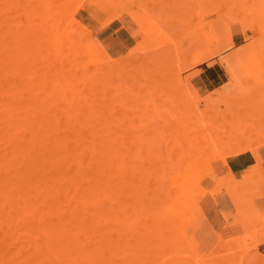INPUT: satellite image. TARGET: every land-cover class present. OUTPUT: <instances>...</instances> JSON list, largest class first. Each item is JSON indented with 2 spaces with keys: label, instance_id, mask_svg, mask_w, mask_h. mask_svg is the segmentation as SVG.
I'll return each instance as SVG.
<instances>
[{
  "label": "rangeland",
  "instance_id": "374dc122",
  "mask_svg": "<svg viewBox=\"0 0 264 264\" xmlns=\"http://www.w3.org/2000/svg\"><path fill=\"white\" fill-rule=\"evenodd\" d=\"M40 8L41 10H44L43 14H40L38 12ZM32 9L34 10L33 15ZM35 9H37V12ZM29 10H31V13ZM232 14L235 17L234 19H232ZM247 14L248 16H246ZM34 16H36V20H34ZM259 16L261 17L259 18ZM262 16H264V0H0V42L3 41L4 48L6 47L7 49L9 44H6V40H8V42L11 44L10 37H12V42L13 39H15L14 48L13 46L11 47L14 42L8 48L9 50L7 49L6 51H4V49L0 48L1 55L6 53L4 56L0 55V152H5L9 149L7 152L9 154H12V149H14L16 153H18L17 155L15 153V155L17 156L16 160L11 157L14 156V153L10 155L11 161L9 159L7 160L5 156L7 154V157H9L8 153L5 152L3 153L4 155L0 153V163H2V165L0 164V180L2 178L0 187H2L3 184V189L1 191H3L4 194L2 193L1 195L2 198L5 199L4 201L0 199V204L3 203V206L7 204V208L3 210L5 212L1 211V207L3 208V206L0 205V214L2 215V217L0 216V224L1 221H3V217H15L14 219H12L13 217H10V220L4 219L5 222L2 223L3 225L1 224L2 226H4V224H8L10 225V227L14 225V227H12L14 229L15 237L12 234V227L9 228L8 234L5 235V233L7 232L6 230L9 227L7 225L8 227L4 229L1 228L2 226L0 227V232H2V234L0 233V238L6 237L7 239L5 240L11 241L12 243L15 238L20 239V241L22 240V242L17 240L15 242L14 240V244H16L15 246H18L15 247L12 244V246H14V248L12 249L16 250L18 248L20 250H23L27 247L26 250H24V253L20 250V252H16L15 250L11 251V249H8V247L11 245V242L5 241L3 238L5 244L7 245H5L2 240H0V248H3L0 249V254L2 253V255H0V258L3 257L2 259H0V264H8L9 261H12L11 263L9 262V264H17L20 263L19 260L22 259H25V261H22L23 263L21 264H31L34 261H31V263L26 261H30V258L34 259L35 257L36 259H34L35 262L33 264H37V261L38 264H41V262L42 264L46 263V257L45 259L41 258L46 254L40 257L39 255H42L43 252L42 254L36 253L40 249V247L36 245L39 242L37 239L38 237H35L37 235V232L39 231L37 226L40 225L41 228V226H43L41 223L44 224V222L39 223L41 220L38 221V215H40L41 217V214H43L45 211L47 212L49 209V215H46V218L43 217L44 219H41L43 221H45V219H47L48 221H52L51 224L55 223V221L57 220L56 223L58 222L59 226H61V222H64L63 220L67 218L69 219V217L71 218L72 216L70 215H73L71 213L76 210V207L75 209L73 207L74 204L76 205L75 201L77 202V199L75 201H71L72 199L70 200L68 197V200H70L72 204L71 207L73 206L72 208L74 210L70 206H66L69 203L64 204V202L62 201V204L61 199L58 200L62 192L59 194L57 193L58 190L56 191V189L60 187V184L58 187V183H55L53 190L54 182L52 183V177L54 178V180H60V174L61 182L62 179L64 180V178H68L66 182L64 181L65 186L61 184L63 188L60 187L64 192H68V188H71L72 182V188L76 189L77 191L78 187L80 193V189H82L81 186H85V183L87 185L88 181V186H85L83 188H87L89 190V193H91L90 203L88 202L90 204V207L87 204V207L90 210L88 212V209H86L85 206H83L84 208H82V205L80 206L81 208L79 207V205L76 206L83 211H85L86 209V212L89 214H87L86 217L90 219V224L86 225L90 226V233L86 231L88 229L86 226H82L86 231L85 232L83 230V232H85L84 234L88 233L87 235L89 236V239H85L87 238V235L83 236L82 234L81 236V233L79 232L80 234L78 236H81V238L78 237L80 238L78 240L76 237V242L79 241L80 246H88L87 244H89L91 245L92 250L95 249V251L97 248H99L96 251V253L98 254V264H264V40H262L261 38L264 37V26H261V22L264 17ZM242 18L243 20H241ZM247 18L252 19L249 25ZM256 18L259 19L260 23ZM245 22L248 26L244 25ZM35 23L36 25L38 24L37 27H35ZM12 24L14 25V27H11ZM20 24L23 28L20 27ZM43 25L48 26V28H50L49 31L51 30V33H54L53 37L55 35L56 37H54V39L56 40L53 43L59 47H56V45L50 42L51 35H48V30V33L45 30V33L42 32L41 34V31L44 30L42 29ZM15 27L21 28H18V31L25 34H20V37H15L16 35H13L14 32L17 31ZM32 28L33 32H30ZM39 28L41 30L40 32ZM28 29L29 33L27 32L26 39L25 35ZM34 29L38 31L37 36L36 31L34 32ZM80 32H82L83 34H80ZM10 33H12V36L10 35ZM2 34H4V39L2 37ZM7 34L10 35V37L7 36ZM33 34H35L34 38ZM77 34H80V38H78ZM60 36H62L63 39L69 38V40L71 41L75 40L74 44L70 41L71 46L73 45L71 49L67 41H64V43L66 42L65 45L63 44L64 46L59 45L61 40L58 41L57 38L59 39ZM43 37L45 39L46 45L48 44L47 46L45 45L44 40H40L41 38L43 39ZM17 38L19 39L18 41ZM258 38L260 40V43L257 44L256 41H259L257 40ZM76 39H79V41ZM154 39L156 44H154ZM21 40L23 42H21ZM48 40L50 41L48 42ZM150 40L153 42H151ZM19 41L20 44H17ZM41 41L43 44L41 43ZM56 41L58 42L56 43ZM76 41L78 43V49L81 47V44L85 43L82 45L84 46L82 47V50L81 48L79 49V52L77 49H73L75 44L77 46ZM147 42H149L148 45L150 46V48L149 46L146 48ZM167 43L169 44V46ZM40 44L41 48L44 47V51L42 50L40 52ZM163 44L167 48L163 46ZM28 45L31 50L29 49ZM52 45L54 46V48L56 47V49H54V51L52 49L48 50L47 47L49 48V46ZM94 46H96L97 48ZM160 46L168 50V54H165L166 50L164 49L163 52V48H160V51H162L160 52V54H165V57H167V60L169 59V61H166L165 64L163 62V66L160 61L161 59L163 60L164 57L163 55H161V57L163 58L156 62L157 65L156 63H154L155 60L151 59L152 63L150 66V62H148L150 60V57L147 60L148 57L146 56H151L153 54L152 56L154 57V51H157V48L159 49ZM33 47L35 49H33ZM101 47L103 48V50ZM95 48L97 50L99 49L98 51H103L102 53L104 54L101 55L102 57H104V59H100L101 55L99 53H101V51L97 52ZM18 49H20V52L23 49V53L21 52L23 54V57L21 56L22 58L19 56L20 52L18 53ZM24 49H26V52H24ZM60 49L64 51H61ZM13 50H15V52H13ZM37 50H39L38 53ZM73 50L81 54H74ZM7 51L9 53H7ZM31 51L35 52L38 55V59L40 58L39 60L36 59L38 62L32 61L34 57L28 60V58H31L32 54H34ZM49 51L50 53L52 52V57L53 52H58V55L56 56L55 53L54 56L55 69L53 65L54 63L51 62L53 58L50 57V55H48L47 57V53L49 54ZM11 52H13V58H11ZM30 52L31 54H29ZM71 52H73L74 55ZM86 52L89 57L85 56ZM95 52L97 54H95ZM25 53H28L27 57H25ZM45 54L46 56H44ZM68 54H70V56H73L68 57ZM98 54L99 57H97ZM75 55L80 56L77 58L79 61L81 60L82 63L85 60V62L88 63L89 67L87 68L86 63L83 64V66L85 67H82V63H80L81 65L76 66L77 62H74V60L77 61V58ZM15 56H17L18 58L20 57L23 62L19 61V59L16 62L17 59L15 60ZM59 56L60 58L66 56L64 59L65 63L63 62V60L58 58ZM157 57L159 58V56ZM25 59L27 61H24ZM56 59H58L60 62L62 61L61 65L60 63H56ZM47 60L48 62H46ZM101 60L102 62H105V64L103 63L102 66V68L104 69L101 68L102 70L100 71L102 72V74L103 71H105V83L103 82L102 74L100 75L99 68L98 73L95 76H100L101 78H94V84L92 85H89L90 83H88V87H91V90H89V88L87 89V84L84 88L82 83L85 81V79H82L83 76H85L86 81L89 82V76H93L96 73V67H99L97 62L102 63ZM165 60L166 59H164V61ZM12 61H14V65H12ZM49 61L51 62V64ZM67 61H69L70 63L68 64ZM17 63L19 64L20 68L22 66L21 69L18 67ZM25 63L26 65L28 64L27 68ZM72 63H74V67L76 66L80 68H78L79 71L78 69L76 70L77 73L74 70L76 69V67L72 68ZM90 63L92 64V66L90 65ZM147 63L150 67L147 66ZM153 63L155 64V68L151 69V67L154 66ZM29 64L33 65V67H29ZM47 64H49V67L53 66V69L49 70ZM63 64H65L66 67L62 66ZM158 65L159 68L157 67ZM44 67L45 69L43 70ZM161 67L162 70L160 71ZM82 68L83 70H81ZM84 68H87L85 69L87 72L84 70ZM19 69L21 71H19ZM35 69H38L39 73L35 72L37 71ZM55 70H57L59 73L61 71V74H66V72L68 73L70 71H74L73 73H71V76L73 74V77H77V75L81 76V78L77 77L75 78V80H73V77L72 79L71 77H68L70 73L68 76L64 75L65 79H70V81L73 80L72 83H77L78 88L75 83V85H72L75 86V90H77V93L81 92L80 94L78 93V96L80 98L75 95L76 91H74V88L72 91H70L69 89L67 92L63 90V93L65 94L66 92L69 98L67 95L56 93L57 88L55 89L56 94L54 95V92L52 93L53 86H55L54 84L56 82H59L57 78L60 77H57V75L55 76V72L53 74L54 76H52L51 72ZM40 72L41 75H43L42 82L40 79ZM151 73L153 76L151 75ZM56 74L58 73L56 72ZM162 74H164L165 79L162 77ZM29 75L31 77L33 76V80ZM50 75L52 77H49ZM50 78L51 82L52 80L54 81V84L52 83V88L50 85L51 82H45V80L50 81ZM65 79L62 82L65 83ZM81 79L82 83H78ZM68 81L69 80H67L66 83ZM62 82L60 86L64 85V83L62 84ZM24 83L26 85H24ZM29 83L31 85H29ZM39 84L40 88H43L42 92L44 91L46 92V94L44 92V94L41 93V91L39 92L40 88L37 89V87H39ZM44 84L46 86H44ZM47 84L51 89L49 88L48 90ZM94 85L97 86L95 87L97 88L96 90L95 88H92ZM68 88L71 87L69 86L66 89ZM30 90L31 93L29 95V99L28 97L27 99L31 102H28L26 99V94L29 93ZM82 90L85 91L83 92ZM93 90L95 94L91 95V92ZM73 91L75 92V94L73 93ZM18 92H20V94H18V96L20 95V98L17 97ZM37 92L43 95L40 96ZM86 92H88L89 94ZM36 93L38 95L37 97ZM50 93L52 94L51 97L53 95L54 97L50 98ZM31 94L32 97H30ZM72 94H74V97ZM81 94H83L82 100H80L82 98ZM21 95L24 98V101L28 102V105L27 103H24ZM84 95H86L87 99L84 97ZM61 96H63V98L67 96L69 100L67 98H64V100L62 98L61 100ZM76 97L78 98L77 100H75ZM225 97L227 99H225ZM30 98H32L33 101L30 100ZM97 98L98 104L97 102H95ZM16 99L21 100V102L15 101ZM73 99L75 100V102L73 101ZM85 99L86 101L88 100L87 108H92L87 110L89 113V118L87 117L85 108L87 104L84 102L83 108L85 109V112L84 109L81 110L79 108V105L82 108L83 101H85ZM91 99H93L94 102L93 100L91 101ZM214 99L218 100L216 101ZM47 100H50V102H47L45 106L44 103ZM60 100L65 104L61 105ZM210 100L214 101V103L216 101V103L212 105L213 102L211 103ZM71 101H73L75 105L73 103H70ZM80 101L82 102L80 103ZM15 102H18V107L16 110L15 106H17V104L15 105ZM34 102L36 103L35 106H33ZM54 103L55 105H53ZM94 103L96 104L97 108L93 107ZM10 104H13V107ZM23 104L24 108L27 106L26 109H28V106L33 107L29 108L28 111H25L26 109L24 110V108L18 109L19 107H21V105L23 106ZM39 105L41 107H44V109L39 110ZM48 106H50V112L47 111L49 109ZM7 107L12 111H9ZM56 107H59L60 111L63 110L62 113L56 110ZM73 107L78 108V110L75 109L74 112ZM35 108L38 110L37 112H39V114H37ZM68 108H72L73 111L70 110L66 113L65 111H67ZM89 110H91V112H89ZM23 111L25 112V115L23 114ZM57 111V115H61V118L57 117V119H59L58 121L54 118L53 121L52 118H49V116L51 117L52 115L55 117ZM63 112L64 116L65 114L68 115L69 113H75L76 117L77 114H79L77 119L78 121L76 122L83 125L82 135L85 134L84 139L86 138V135L89 134V136L87 135V140L89 141L90 137L91 144L88 143V157L90 158L92 173L89 168L87 169V167H90L89 163L87 167V164H84L85 162L89 161L88 159L85 160V162L83 163L84 165L82 164V166L80 162V167L78 168L79 160L74 159L77 157L75 156L73 157V159L70 158V156L73 155L74 152L72 148H69V146L71 147L73 143H75L78 139L81 146L79 145V143H77V146L79 145V147L81 148L87 143H84L81 140L83 139L80 132L81 128L76 129L77 127H79L77 123L76 128L75 123L72 124V127L70 123V126L68 125L70 127L69 129H67L68 131L62 132L63 129L67 127V121L63 120L62 118ZM79 112H81L82 114H80ZM34 113L36 117L31 116V114L33 115ZM41 113L43 115L40 118ZM45 113L48 117L45 116ZM85 113L86 116H84ZM37 116L39 117L37 118ZM33 118L34 120L32 121ZM35 118H40L41 121L38 122L36 119V122H34ZM87 118L90 119V124H88ZM21 119L23 121H21ZM49 119H51L56 124L58 123V126L61 123L62 131H60V127L57 128L56 125L54 127L55 129L53 127L49 128L48 124H46L47 127H45V125L43 126V120ZM85 119L87 120V122ZM25 120L26 122L28 120V124L24 123ZM30 120L31 122L29 123ZM131 120L133 124L131 123ZM144 121H146L147 123H145ZM37 122L39 124L42 122V124L39 125ZM46 123H49V121H46ZM145 124H148L150 128ZM27 125H29L30 128L34 126V128L31 129L32 132L28 131L30 129L26 128ZM141 125L143 126L141 127ZM14 127H16L17 129ZM40 127H42V130H40ZM80 127L82 126L80 125ZM72 128L73 130H71ZM23 129H27V134ZM53 129L55 130L56 135L53 134ZM112 129L113 134L111 132ZM22 130L26 134V137L23 136ZM88 130L90 131L88 132ZM17 131L20 133H18ZM72 131H74L73 137L75 138L71 136ZM48 132L50 133L47 134ZM63 133L64 137H66L68 134H71L70 141H73V143L72 141L71 143L68 142L67 139H69L70 136L69 138L66 137V139H64V142L66 140L68 144H70L69 146H67L68 149H70L68 150L70 153L68 152L67 155L66 145L64 144L63 146L61 142L59 143V141H62V139L60 140L58 136L63 138ZM109 133H111V135L113 136L109 135ZM44 134L47 138L43 136ZM76 134L78 138H76ZM47 135H54L53 137L49 136V139L51 141L48 140ZM10 136L12 137L11 141L9 138ZM14 137L20 140L17 142H20V146L19 144L17 145L16 142H13L15 140ZM54 137L59 138L55 139L58 142H53ZM174 137L176 140L173 139ZM177 137L188 138V140H184L183 138L184 141L187 140L186 145L188 144V147H184L185 142H183L182 139H178ZM8 139L10 142H6ZM17 139L15 141H17ZM22 139L23 141L21 143ZM4 141L6 144L4 143ZM25 141L27 142V144ZM45 141H47V143L49 142V144H45ZM171 141L172 144H170ZM189 141H191L192 143ZM35 142L41 148H38ZM9 143H11V145H9ZM41 143H43L44 145ZM82 143H84V145ZM195 143H198L197 147L195 146ZM21 144L23 146H21ZM56 144L57 146L58 144L59 146L62 145L63 149L61 146V149L59 148L62 151V153H60L62 156L64 155L63 153H65L66 156L71 154L66 158L68 164L64 163L65 168L63 167L64 165L60 164L64 168L61 169V172L60 168H58V170L56 169L59 165L57 164V162L60 161L58 159L56 161L55 159L56 164H54V158L52 161H50L49 158L51 156L48 157V154L50 152L49 148L54 149V145ZM24 145H27L26 148H28V150H25L23 152V150L25 149ZM97 145L100 146V149ZM172 145L174 149L172 148ZM192 145L193 148L198 152L190 148L192 147ZM96 146L98 148H96ZM33 147L35 151L33 150ZM175 147H177V149H175ZM181 147L184 150L186 148L185 152L183 149H181ZM20 148L21 150L23 148V150L21 151ZM56 148L58 150V147ZM230 148H232L234 152H231ZM187 149L189 150V152L187 151ZM227 150H229L228 153ZM47 151L48 154H46ZM59 151H57V153H59ZM175 151L178 153H176ZM194 151L196 152L195 154ZM216 151L219 152V156L218 154H216ZM20 152L22 154L24 153L23 158L25 159V161H23L24 159L22 160ZM26 152H28V155L26 154ZM105 152L107 153L108 157L106 156ZM190 152H193L192 156ZM244 153L253 155V162L246 166L242 171L234 172L228 165V159L232 156ZM42 154H45V157H43ZM103 154H105L104 157ZM214 154H216V157ZM30 155L32 161L30 159ZM34 155L36 158L33 157ZM39 155L42 156L40 157ZM2 156H5L7 164L10 163L11 165V162L13 160V163L16 162V167L13 163V168L12 165L10 167L13 171L9 170L10 168H7V164H5L6 160H2ZM16 156L14 157L16 158ZM25 156L27 157V159L25 158ZM99 156H101L100 159ZM111 156H113V158ZM184 156H186L187 160H184L183 163L182 160ZM187 156H190V158ZM42 157L43 161L41 160ZM69 158V161L71 162L68 161ZM39 160H41V164L39 163ZM48 160L51 164L47 167ZM150 160L152 161V163ZM30 161L33 163V168ZM73 161L74 164L72 165ZM43 162L44 164L42 165ZM176 162L177 164L180 163V166H177V164L174 165ZM3 163L6 167L3 165ZM35 165L37 166L35 167ZM41 165L47 167H44L46 170H54L53 168H55L56 171L54 170L53 175L49 173L51 177H49L48 173H46V175L48 176L43 177L42 171H39ZM174 166H177L178 169H175ZM171 167L174 168L175 171L174 169L171 170ZM4 168L7 169L5 170ZM23 168L24 172L22 170ZM36 168H38L40 174ZM67 168L70 169L67 170ZM15 169L16 171H14ZM17 169H20L22 174H25L22 175L20 171L18 174ZM32 169H34L35 172L32 171ZM75 170L76 172L81 171L83 175L78 182H81L82 184L80 185V187L78 183L74 182L71 177L76 173L74 172ZM26 171L28 174L29 172L31 174L28 175ZM36 171L38 173H36ZM7 172H14V176H12L11 173L9 177ZM33 172L35 174L36 180H38L37 184L41 179L40 182L42 181L45 187L51 188V191H48V195L46 192L47 190L44 191V196L42 195L41 191L45 188L42 184L39 185L40 189L37 186L39 192L37 191V184L34 175L32 174ZM54 173L57 178L56 176H54ZM64 173H66L67 177L63 176L65 175ZM68 173L70 174L68 175ZM26 175L31 179H26ZM9 178L12 179L9 180ZM48 178H51V184L49 183ZM89 179L91 181L90 185ZM12 181H14V183H12ZM29 181L31 184L29 183ZM66 184L68 185L66 186ZM12 185H14L17 189L12 188ZM18 185L22 186V189ZM28 185H30L31 187ZM28 187H30L29 191H26ZM71 189L69 190V193H66L69 194V196L70 193L73 192L72 190H74ZM17 190L19 192H15ZM52 190L54 191V193ZM50 192L51 196H49ZM15 193L16 196L14 195ZM38 193H40L41 195L39 196ZM55 193H57V195H55L54 198ZM17 196L20 200V204ZM42 196L44 201L46 200L47 203L44 202L43 199H41ZM37 197H39V200ZM73 197L76 196L73 194ZM154 197H156L157 199ZM6 200L7 203L5 204ZM12 200L18 203H13ZM68 200L65 201L64 199L65 202H68ZM35 201L40 202L39 204L37 203L38 205H41V203L43 202L45 205L42 204L44 205L42 207L44 208V210L40 208L41 210H43V213L40 210L39 213H37V219L33 217L35 220H32V217L30 218L28 217L29 215L27 216L28 213L21 214L20 211L22 209L19 206L22 205L24 208L26 207L25 209H27V207L28 209H30L29 207L31 206L29 204ZM60 203L64 206L60 205ZM16 204H19V206H17ZM37 204L35 203L34 205L38 208L39 206H37ZM49 204L53 205L50 207ZM34 205L32 204V207ZM153 205L157 209L154 208L152 209V211L150 208H153ZM56 206L58 207V212ZM36 207L33 208L35 209V211ZM52 207L54 208L51 209ZM64 207H67V209H65ZM148 207H150L149 210ZM9 208H11L10 210L13 211L11 212V215H9ZM16 208H18L20 211H18V209L17 211H15ZM24 208L23 210L25 212ZM55 208L57 213L54 211ZM68 208L70 209V211H73H68V213L67 211H65L69 210ZM6 209L9 211V214L7 213ZM155 209L158 212H154ZM30 211L28 210L26 212ZM61 211H65L66 213L64 212L63 214ZM51 212H53L52 214L54 216L51 214ZM152 212H154L155 214H151ZM159 212L162 215H157ZM14 213L18 215L20 213V215L16 216ZM32 213L30 214V216H33ZM54 213L58 215L60 214V217L63 216V220L62 218L58 217L61 219L60 222V219L58 220L57 218L58 215ZM149 214L151 217L149 216ZM23 215L26 216V226L31 225L32 227L33 225V230H38L36 231V233L33 230L31 231L29 226L25 228V226L23 225L25 223L24 220V223L22 224V219H24ZM51 216L55 221L51 220ZM27 217L30 220L27 219ZM147 217L148 220L146 219ZM159 217L160 219L158 220ZM15 219L16 221H14ZM153 220L155 221V223ZM9 221L12 222L10 223ZM151 221L153 222L151 223ZM28 222H30L31 224H28ZM34 223L36 225H34ZM49 224V222L47 223V221H45V225ZM58 224H56L57 227ZM75 225L77 224L75 223ZM82 227L81 230L83 229ZM27 228H29V230ZM43 228H46V226H44ZM59 228L61 229L62 226ZM151 229L153 230V232ZM21 230H23L25 234L29 233V236L27 237L22 235L23 233L21 234V232L23 231ZM99 232H105L107 234L106 238L108 237V240L111 239L112 241L110 242L112 243L109 242L108 246L100 245V237L98 236ZM41 233L42 231L40 232V238L42 239L39 238V240H41V244L40 242L38 244L46 246L47 243H45L46 241L43 240L44 234ZM105 233H103V235H105ZM83 237L84 240H82ZM27 238H29V240ZM23 240H26V242H23ZM42 240L44 241V243L42 242ZM88 240H90V243L87 242ZM104 240H102V242ZM28 241H30V244L31 242L33 243L30 245L28 244ZM83 241H86L87 243H82ZM24 243L26 244L25 246ZM21 244L24 247H21ZM27 244L30 245V248L32 246V249H30V251L35 250L33 248L34 245L35 247L37 246V251L30 252L29 250H27L29 247L27 246ZM3 246L8 247L5 249ZM73 247L74 246H72V248ZM100 249H102V251ZM3 250H5V253H3ZM40 260L41 262H39Z\"/></svg>",
  "mask_w": 264,
  "mask_h": 264
},
{
  "label": "bare ground",
  "instance_id": "6f19581e",
  "mask_svg": "<svg viewBox=\"0 0 264 264\" xmlns=\"http://www.w3.org/2000/svg\"><path fill=\"white\" fill-rule=\"evenodd\" d=\"M36 8H37V7H36ZM37 9H38V8H37ZM37 9H35L36 12H37ZM20 10H21V9H20ZM25 10H26V9H25ZM25 10H24V11H25ZM32 10H33V9H32ZM29 11H30V13H31V10H29ZM38 12H39L40 14H43L44 10H43V9L41 10V8H40V10H38ZM26 13H27V12H26ZM30 13H29V14H30ZM39 13H38V14H39ZM29 14H28V15H29ZM33 14H34V10H33V12H32V15H33ZM108 14H109V13H108ZM240 14H242V13H240ZM245 14H246V13H245ZM26 15H27V14H26ZM36 15H37V14H36ZM232 15H233V14H232ZM29 16H30V15H29ZM235 16H236V15H235ZM246 16H248V14H247ZM32 17H33V16H32ZM35 17H36V16H34V20H36ZM241 17H242V16H241ZM243 17H244V16H243ZM249 17H250V16H249ZM260 17H261V16H259V18H260ZM262 17H264V16H262ZM20 18H22V17H20ZM26 18H27V17H26ZM230 18H231V17H230ZM230 18H229V19H230ZM234 18H235V17H234V15H233L232 19H234ZM257 18H258V17H257ZM257 18H256V19H257ZM28 19H29V18H28ZM236 19H237V18H236ZM26 20H27V19H26ZM241 20H243V18H242ZM241 20H240V21H241ZM244 20H245V18H244ZM251 20H252V19L247 18L248 25H249V23L251 22ZM253 20H254V19H253ZM257 20H258V22H259V19H257ZM29 21H30V20H29ZM247 21H246V22H247ZM260 21H261V20H260ZM243 22H244V21H243ZM243 22H242V23H243ZM246 22H245L244 25H245V26H248V25H246ZM33 23H34V22H33ZM259 23H260V22H259ZM29 24H30V23H29ZM29 24H28V25H29ZM102 24H103V23H102ZM251 24H252V23H251ZM26 25H27V24H26ZM35 25H36V23H35ZM40 25H41V24H40ZM244 25H243V27H244ZM12 26L14 27L13 24L11 25V27H12ZM15 26H16V25H15ZM37 26H38V24H37L35 27H37ZM261 26H264V19H262ZM20 27H22L21 24H20ZM31 27H32V26H31ZM33 27H34V26H33ZM40 27H42V26H40ZM18 28H19V27H18ZM18 28L15 27V29H16L17 31L14 29V30L16 31V32H14V34H13V35H16L15 37H18L20 34H21V35H22V34H25V33H20V31H18V30L21 29V28H19V29H18ZM22 28H23V27H22ZM29 28H30V27H29ZM42 29H44V30L41 31L40 28H39V32L41 31V34H42V32L45 33V30H46V31H47V30L49 31L50 28H48V26H44V25H43V28H42ZM1 30H2V29H1ZM86 30H87V29H86ZM31 31L33 32V28L30 30V32H31ZM35 31H36V36H37V35H38V31H37L36 29H34V32H35ZM48 31H47V33H48ZM88 31H89V30H88ZM161 31H162V30H161ZM165 31H166V30H165ZM7 32H9V31H7ZM10 32H11V31H10ZM22 32H23V31H22ZM24 32H25V31H24ZM27 32L29 33V29H28V31H26V35H25V37L27 36ZM12 33H13V31H12ZM12 33H10L11 36H12ZM81 33H82V32H80V34H81ZM132 33H133V32H132ZM155 33H156V32H155ZM165 33H166V32H165ZM5 34H6V30H5ZM41 34H40V35H41ZM53 34H54V33H51V30H50L48 35H49V36L51 35V37H50V38H51V41L48 40V42H49V41H50L51 43L55 42L56 39H54V37H56V36L54 35V37H53ZM58 34H59V33H58ZM61 34H62V33H61ZM80 34H77L78 38H80ZM82 34H83V33H82ZM133 34H134V33H133ZM10 35L7 34V36H9V37H10ZM28 35H29V34H28ZM59 35H60V34H59ZM59 35H58V36H59ZM3 36H4V34H2V37H3ZM34 36H35V34H33V38H34ZM43 36H44V35H43ZM58 36H57V37H58ZM81 36H82V35H81ZM148 36H149V35H148ZM152 36H153V35H152ZM0 37H1V34H0ZM19 37H20V36H19ZM22 37H23V36H22ZM25 37H24V38H25ZM40 37H41V36H40ZM46 37H47V35H46ZM10 38H11V40H10V41H11V44H13V42H14L15 39H13V42H12V37H10ZM48 38H49V37H48ZM60 38H61V39H60ZM60 38H59V39L57 38L58 41L61 40V42H60L59 45L64 46V45L66 44V42L64 43V41H67V42L69 43V45H70V49L72 48L73 45L71 46V43H70L71 40H69V38H65L66 40L63 39L62 36H60ZM148 38H149V37H148ZM163 38H164V37H163ZM261 38H262V40H264V37H261ZM3 39H4V37H3ZM26 39H27V37H26ZM28 39H29V38H28ZM39 39H40V38H39ZM67 39H68V40H67ZM165 39H166V38H165ZM18 40H19V39L17 38V41H18ZM40 40H42V41L44 40V43H45V39H44V37H43V39L41 38ZM76 40L79 41V39H76ZM257 40H259V38H258ZM25 41H26V40H25ZM42 41H41V43H42ZM58 41H56V43H57ZM62 41H63V42H62ZM150 41H151V40H150ZM150 41H149V42H150ZM202 41H203V40H202ZM207 41H208V40H207ZM21 42H23V41L21 40ZM34 42H35V41H34ZM71 42H73V44H74V43H75V40H72ZM149 42H147V46H146V48L149 46V45H148ZM151 42H153V41H151ZM1 43H2V44H1ZM4 43H5V42H4ZM7 43L9 44V46L7 47V49H8V48L10 47L11 44L8 42V40H6V44H7ZM38 43H39V42H38ZM76 43H77V41H76ZM256 43H257V44L260 43V40H259V41H256ZM0 44H1L0 48H1V49H4V51H6L7 49H6V47L4 48L3 41H1ZM6 44H5V45H6ZM17 44H20V41H19ZM42 44H43V43H42ZM53 44H54V43H53ZM63 44H64V45H63ZM80 44H81V42H80ZM83 44H85V43H83ZM83 44H81V47H80L81 50H82V47H84V46H82ZM152 44H153V43H152ZM152 44H151V45H152ZM154 44H156V43H155V39H154ZM165 44H166V43H165ZM167 44H168V43H167ZM14 45H15V42H14L13 45H11V47L13 46V48H14ZM45 45H46V43H45ZM47 45H48V44H47ZM47 45H46V46H47ZM49 45H50V44H49ZM54 45H56V44H54ZM197 45H198V44H197ZM42 46H43V45H42ZM46 46H45V47H46ZM52 46H53V45H52ZM52 46H49V48L47 47V49H48V50H49V49H50V50L52 49V50L54 51V49H56V47H59V46L56 45L55 48H54V46H53V48H52ZM163 46H165V45L163 44ZM168 46H169V44H168ZM28 47H29V45H28ZM34 47H35V46H34ZM34 47H33V49H35ZM74 47H75V48H74ZM74 47H73V49H77L78 52H79V49H80V48L78 49V43H77V46H76V44H75ZM85 47H86V46H85ZM94 47H96V46H94ZM165 47H166V46H165ZM36 48H37V47H36ZM39 48L41 49L40 52L44 49V47L41 48V44H40ZM61 48H62V47H61ZM64 48H65V47H64ZM86 48H87V47H86ZM96 48H97V47H96ZM96 48H95V50H96L97 52H100V51H101V53H99L100 55H101V54H104V53H102V52H103V51H102V50H103L102 47H101L102 50H100V51H98L99 49L97 50ZM149 48H150V46H149ZM160 48H163V52H164V49L166 50L167 47L164 48V47H161V46H160L159 49L157 48V51H156V50L154 51V52H155V53H154V57L152 56L153 54H152V55L149 54V55H151V56H146V57H148L147 60L149 59V57H150V60H151V59H154V60H155L154 63L158 62L161 58L164 57L163 60L161 59V61H160V63H162V65L164 66L165 62H166V61H167V62L169 61V59L167 60V57H165V54H168V53H167L168 50L165 51V54H163V53L160 54V52H162V51H160ZM27 49H28V48H27ZM29 49L31 50L30 47H29ZM62 49H63V48H62ZM62 49H60V50H61V51H64V50H62ZM93 49H94V48H93ZM169 49H170V48H169ZM8 50H9V49H8ZM15 50H16V49H15ZM15 50H13V52H15ZM18 50H19V51H18V53H19V52H20V49H18ZM25 50H26V49H24V52H26ZM30 50H29V51H30ZM58 50H59V48H58ZM95 50H94V51H95ZM1 51H2V50H1ZM38 51H39V50H37V53H38ZM43 51H44V50H43ZM73 51H74V50H73ZM84 51H85V50H84ZM84 51H82V52H84ZM130 51H131V50H130ZM13 52H11V54H12V55H11V58H13V57H12V56H13ZM21 52L23 53V49L21 50ZM21 52H20V53H21ZM31 52H32V51H31ZM31 52H30L29 54H31ZM78 52L74 51V54H77ZM7 53H9V52L7 51ZM20 53H19V56H20V57H21V56L23 57V54L21 53V55H20ZM32 53H34V54H32L31 58H28V60H29V59H32V58L34 57V58L32 59V61L38 62V61L36 60V59H38V58H37L38 55H37L35 52H32ZM42 53H43V52H42ZM46 53H47V52H46ZM55 53H56V56H57V55H58V52H55ZM55 53L53 52V57L51 56L52 52L50 53V51H49V54L47 53V57H48V55H50V57L53 58L51 62L54 63V64H53V65H54V69H55V60H54V59H55V58H54ZM71 53L73 54V52H71ZM71 53H70V54H71ZM91 53H92V52H91ZM157 53H158V55H157ZM5 54H6V53H4L3 55H1V52H0V55H1V56H4ZM25 54H26V53H25ZM27 54H28V53H27ZM27 54H26L25 57H27ZM65 54H66V52H65ZM65 54H64V55H65ZM70 54H68L67 56L69 57ZM74 54H73V55H74ZM78 54L80 55L81 53H78ZM84 54H85V53H84ZM89 54H90V53H89ZM95 54H97V53L95 52ZM99 54H98V56H97V55H96V56L99 57ZM155 54H156L157 56H159V58H158ZM17 55H18V54H17ZM33 55H34V56H33ZM73 55H72V56H73ZM161 55H163V57H161ZM28 56H30V55H28ZM44 56H46V54H45ZM60 56H61V54H60ZM60 56H59L58 58H60ZM72 56H70V57H72ZM75 56H76V58H77V57H80V56H78V55H75ZM85 56H86V57L88 56L87 52H86V55H85ZM103 56H104V55H103ZM166 56H167V55H166ZM9 57H10V55H9ZM15 57H16V58H15ZM15 57H14L15 60L17 59L16 62L18 61V59H19V61L23 62V61L20 59V57H19V58H18L17 56H15ZM22 57H21V58H22ZM41 57H42V55H41ZM50 57H49V59H50ZM65 57H66V56H64L63 58L61 57L60 59L63 60V62H64V61H65V60H64ZM68 57H67V58H68ZM88 57H89V56H88ZM146 57H145V58H146ZM43 58H44V57H43ZM81 58H82V57H81ZM84 58H85V57H84ZM101 58L104 59V57H102V55H101L100 59H101ZM39 59H40V58H39ZM39 59H38V60H39ZM41 59H42V58H41ZM49 59H48V60H49ZM87 59H88V58H87ZM164 59H166V60L164 61ZM13 60H14V59H13ZM48 60H47L46 62H48ZM56 60H57L56 63H57V64L60 63V65H61V62H62V61L60 62L58 59H56ZM68 60H69V59H68ZM82 60H83V59H82ZM150 60H149L148 62H150L149 65L151 66L152 60H151V61H150ZM24 61H27V60L25 59ZM32 61H31V63H32ZM42 61H43V60H42ZM145 61H146V59H145ZM0 62H1V60H0ZM12 62H13V64H12ZM12 62H11V64L14 65V61H12ZM35 62H34V63H35ZM40 62H41V60H40ZM46 62H45V65H46ZM49 62H50V61H49ZM51 62H50V64H51ZM67 62H68V64L70 63L69 61H67ZM74 62H77V65H76V66H79V65H81L80 63H82V61H81V60L79 61L78 58H77V61L74 60ZM90 62H91V61H90ZM92 62H93V60H92ZM94 62H95V61H94ZM101 62H102V60H101ZM115 62H116V61H115ZM117 62H118V61H117ZM163 62H164V64H163ZM27 63H29V62H27ZM64 63H65V62H64ZM78 63H79V64H78ZM84 63H86L85 60H84V62L82 63V67H85V66H83ZM103 63L105 64L104 61H103L102 63H98V62H97V64L99 65V67H98V68L96 67V70H97L96 73H95L93 76L90 75L89 78H88V76H87L88 80H90L89 82H87V81H86V77L83 76L82 79H83V80L85 79V81L82 83V82H81L82 79H81L78 83L81 82V83L83 84V87H84V88H85V86H86V84H87V89L89 88V90H91V87H88V83H90L89 85H92V84H94L93 81H94L95 79H98V78L100 77V76H95V75L98 73V69H99V68H100V69H99V72H100L102 69H104V68H102ZM154 63H153V64H154ZM9 64H10V63H9ZM73 64H74V63H72V68H75L76 66L74 67ZM86 64H87V68H88V67H89V66H88V63H86ZM101 64H102V65H101ZM17 65H18V67L20 68V66H19L18 63H17ZM20 65H21V64H20ZM25 65H26V63H25ZM25 65H24V66H25ZM39 65H40V63H39ZM48 65H49V64H47V67H49ZM90 65L92 66L91 63H90ZM95 65H96V63H95ZM156 65H157V63H156ZM0 66H1V65H0ZM31 66L33 67V65H30V64H29V67H31ZM43 66H44V65H43ZM56 66H57V65H56ZM62 66H65V67H66L65 64H63ZM68 66H69V65H68ZM147 66H148V63H147ZM150 66H148V67H150ZM27 67H28V64L26 65V68H27ZM32 67H31V68H32ZM36 67H37V65H36ZM41 67H42V65H41ZM58 67H59V65H58ZM157 67L159 68V65H158ZM1 68H2V67H1ZM21 68H22V66H21ZM21 68H20V69H21ZM56 68H57V67H56ZM70 68H71V67H70ZM78 68H79V67H76V69H74L75 72H76V70H77ZM87 68H84V70L87 69ZM94 68H95V67H94ZM101 68H102V69H101ZM138 68H139V67H138ZM154 68H155V64H154L153 67H151V69H154ZM20 69H19V71H21ZM40 69H41V68H40ZM44 69H45V67L43 68V70H44ZM50 69L52 70V69H53V66H50V67H49V70H50ZM60 69H61V68H60ZM79 69H80V68H79ZM79 69H78V71H79ZM105 69H106V68H105ZM22 70H25V69H22ZM28 70H29V69H28ZM35 70H37V71H35V72H38V73H39V70H38V69H35ZM46 70H47V68H46ZM46 70H45V71H46ZM63 70H64V69H63ZM81 70H83V68H82ZM161 70H162V67L160 68V71H161ZM163 70H164V69H163ZM26 71H27V70H26ZM85 71H86V70H85ZM152 71H153V70H152ZM42 72H43V71H42ZM52 72H53V73H52ZM52 72H51L52 76H54V75H55V76L57 75V77L60 76L59 78H57L59 82H58V83L56 82V83L54 84V81H53V80H52V82H51V78H50V81H49V80H45V82H46V83L51 82V84H50V85H51V88H52V85H53V84H54L55 86H57V87L53 86L52 93L54 92V95H55L56 93L64 94V93H63L64 91L67 92L69 89H70V91H72L73 88H74V91H76V94H75V92L73 91V93H74L75 95L78 96V95L81 93V92H78V93H79V94H78V93H77V90H75V86H74V85L76 84V86H77V83H76V82H73V83H72V81L75 80V78H77V77H78V78H79V77L81 78V76L77 75V77H73L74 74L71 76V73H73L74 71H70V72L67 73L66 70H65L66 74L62 73L63 75L61 74V71H60V73H59L57 70L52 71ZM54 72H55V74H54ZM56 72H57L58 74H56ZM62 72H63V71H62ZM86 72H87V71H86ZM111 72H112V71H111ZM149 72H151V71H149ZM162 72H163V71H162ZM162 72H161V73H162ZM45 73H46V72H45ZM49 73H50V72H49ZM49 73H48V74H49ZM69 73H70V75H69ZM76 73H77V72H76ZM76 73H75V74H76ZM123 73H124V72H123ZM157 73H158V72H157ZM30 74H31V73H30ZM46 74H47V73H46ZM53 74H54V75H53ZM81 74H82V73H81ZM101 74H102V72H100V75H101ZM104 74H105V71H103V74H102V79H103V82L105 83V80H104V79H105L106 76H105ZM159 74H160V73H159ZM33 75H34V73H33ZM40 75H41V72H40ZM44 75H45V74H44ZM64 75H65V76H66V75H67V76L69 75L68 77H71V79H72V77H73L74 79H73L72 81H70V79H65V78H64ZM82 75H83V74H82ZM108 75H109V73H108ZM118 75H119V74H118ZM151 75H152V73H151ZM29 76H30V75H29ZM38 76H39V75H38ZM38 76H37V77H38ZM46 76H47V75H46ZM52 76L50 75L49 77H52ZM152 76H153V75H152ZM158 76H159V75H158ZM32 77H33V76H32ZM32 77L30 76L31 79H32ZM42 77H43V75L40 76L41 82H42ZM62 77H63V78H62ZM84 77H85V78H84ZM92 77H93V78H92ZM110 77H111V76H110ZM162 77L165 79L164 74H162ZM53 78H54V77H53ZM94 78H95V79H94ZM100 78H101V77H100ZM27 79H29V78H27ZM64 79H65L66 81H67V80H69V81H68L67 83H66V81H65V83H64V82H62V81H64ZM32 80H33V79H32ZM91 80H92V81H91ZM28 81H29V80H28ZM30 81H31V80H30ZM177 81H178V80H177ZM35 82H36V79H35ZM61 82H62V84L64 83V85L60 86ZM69 82H70V84H69ZM25 83H26V82H25ZM25 83H24V85H26ZM32 83H33V81H32ZM46 83H45V84H46ZM52 83H53V84H52ZM74 83H75V84H74ZM34 84H37V83H34ZM40 84H41V83H40ZM40 84L38 85L39 87H37V89L40 88ZM42 84H43V83H42ZM45 84H44V86H46ZM68 84H69V86H70L71 88L66 89L67 87H69ZM72 84H74V85H72ZM176 84H177V83H176ZM27 85H28V84H27ZM29 85H31V84L29 83ZM71 85H72L73 87H72ZM78 85H79V84H78ZM103 85H104V84H103ZM33 86H35V85H33ZM47 86H48V90H49L50 87H49L48 84H47ZM54 87H55V88H54ZM95 87H97V86L94 85L92 88H95ZM51 88H50V89H51ZM56 88L59 90V92H58V90H57ZM77 88H78V86H77ZM77 88H76V89H77ZM106 88H107V87H106ZM35 89H36V88H35ZM42 89H43V88L41 87L40 90H39V92L41 91V93H43L44 91L42 92ZM55 89H56L57 92L55 91ZM81 89H82V87H81ZM81 89H80V91H81ZM96 89H97V88H95V90H96ZM109 89H110V87H109ZM0 90H1V88H0ZM53 90H54V91H53ZM63 90H64V91H63ZM85 90H86V89H85ZM85 90H84V91H85ZM82 91H83V90H82ZM84 91H83V92H84ZM103 91H104V90H103ZM25 92H26V91H25ZM35 92H36V90H35ZM39 92H37V93H39ZM55 92H56V93H55ZM66 92H65L64 95H67V96H68V94H67ZM89 92H90V91H89ZM30 93H31V90L29 91V93L26 94V99H27V97H28V99H29V95H30ZM33 93H34V91H33ZM33 93H32V94H33ZM37 93H36V97L38 96ZM44 93L46 94V92H44ZM44 93H43V94H44ZM86 93H88V92H86ZM91 93H92L91 95L95 94L94 90H93ZM13 94H14V93H13ZM15 94H16V93H15ZM18 94H20V92L17 93V97L20 96V95L18 96ZM21 94H22V93H21ZM32 94H31L30 97H32ZM43 94H40V93H39L40 96L43 95ZM74 94H72L73 97H74ZM88 94H89V93H88ZM130 94H131V93H130ZM221 94H222V92H221ZM24 95H25V93H24ZM34 95H35V94H34ZM34 95H33V97H34ZM51 95H52V94L50 93V98L54 97V95H53L52 97H51ZM64 95H63V96H64ZM70 95H71V94H70ZM82 95H83V94H81V97H82ZM117 95H118V94H117ZM15 96H16V95H15ZM56 96H57V95H56ZM63 96H61V100H62ZM67 96L64 97V98H67ZM226 96H227V95H226ZM21 97H22V95H21ZM84 97L86 98V95H84ZM89 97H90V95H89ZM89 97H88V99H89ZM19 98H20V97H19ZM22 98H23V97H22ZM45 98H46V97H45ZM45 98H44V99H45ZM64 98H63V100H64ZM68 98H69V96H68ZM68 98H67V99H68ZM78 98H80V97L78 96ZM78 98L76 97L75 100H77ZM91 98H92V96H91ZM222 98H223V97H222ZM28 99H27V101H28ZM33 99H34V98H33ZM37 99H38V98H37ZM82 99H83V97H82L80 100H82ZM86 99H87V98H86ZM86 99H85V101H83L82 108L80 107V105H79V108H80L81 110L84 109L83 107H84V102H85V103L87 104V105L85 106V108H86L87 117H88V114H89V113H88L87 110H88V109H92V108H89V107L87 108V106H88L87 101H88V100L86 101ZM225 99H227V98L225 97ZM30 100H32V98H30ZM35 100H36V99H35ZM35 100H34V101H35ZM61 100H60V104H61V105H62V104H65V103H64L63 101H61ZM68 100H69V99H68ZM70 100H71V99H70ZM75 100L73 99L74 102H75ZM92 100H93V99H91V101H92ZM214 100L217 101L218 99H214ZM223 100H224V99H223ZM15 101H20V102H21V100H17V99H16ZM23 101H24V98H23ZM32 101H33V100H32ZM36 101H37V100H36ZM38 101H40V100H38ZM57 101H58V99H57ZM73 101H71L70 103H73ZM97 101H98V98L95 100V102H97ZM216 101H215V103H216ZM230 101H231V100H230ZM5 102H6V101H5ZM28 102H31V101H28ZM28 102H25V101H24V103H27V105H28ZM47 102H50V100H49V101L47 100V101L44 103L45 106H46V103H47ZM53 102H54V101H53ZM55 102H56V99H55ZM61 102H63V103H61ZM81 102H82V101H80V103H81ZM93 102H94V100H93ZM101 102H102V101H101ZM210 102H211V103L213 102L212 105L215 104L214 101H211V100H210ZM224 102H225V101H224ZM6 103H8V102H6ZM13 103H14V102H13ZM41 103H42V102H41ZM57 103H58V102H57ZM77 103H78V101H77ZM222 103H223V102H222ZM226 103H227V100H226ZM3 104H4V102H3ZM8 104H9V103H8ZM16 104H17V106H15V110H16L17 107H18V102H15V105H16ZM31 104H32V103H31ZM31 104H30V105H31ZM35 104H36V103L34 102L33 106H35ZM37 104H38V103H37ZM73 104L75 105V103H73ZM94 104H95V103H94ZM94 104H93V107L97 108L96 104H95V105H94ZM97 104H98V102H97ZM5 105H6V104H5ZM10 105H12V107H13V104H10ZM19 105H20V103H19ZM53 105H55V103H54ZM58 105H59V104H58ZM121 105H122V104H121ZM33 106H32V107H33ZM39 106H40V105H39ZM59 106H60V105H59ZM63 106H64V105H63ZM72 106H73V105H72ZM217 106H218V105H217ZM12 107H11V108H12ZM32 107H31V106H30V107L28 106V109H26L27 106L24 108V104H23V106L21 105V107H19L18 109H22V108H24V110L26 109L25 111H28L29 108H32ZM48 107H49L48 110L45 108L47 111L50 110V106H48ZM52 107H53V106H52ZM60 107H61V106H60ZM70 107H71V106H70ZM112 107H113V106H112ZM123 107H124V106H123ZM41 108H42V109H41ZM61 108H62V107H61ZM65 108H66V107H65ZM65 108H63V109H65ZM7 109H9V108L7 107ZM35 109H36V108H35ZM43 109H44V107H41V106H40L39 110H43ZM73 109H74V112H75V109L78 110V108H74V107H73ZM107 109H108V108H107ZM46 110H45V112H46ZM56 110L60 111V110H59V107H56ZM56 110H55V111H56ZM70 110H72V108H71V109L68 108V110L65 111V112L67 113V112H69ZM100 110H101V109H100ZM108 110H109V109H108ZM114 110H115V109H114ZM9 111H12V110L9 109ZM37 111H38V110L36 109V112H37ZM58 111H57V113L55 114V117L51 115V117L49 116V118H52L53 121H54V118H55V120L57 119V117H58V118H61V117H60L61 115H57V114H58ZM62 111H63V110H61L60 112L62 113ZM72 111H73V110H72ZM18 112H19V110H18ZM21 112H22V111H21ZM34 112H35V111H34ZM49 112H50V111H49ZM81 112H83V111H81ZM81 112H79V113L82 114ZM84 112H85V109H84ZM89 112H91V110H89ZM98 112H99V111H98ZM42 113H43V112H42ZM42 113L40 114V118H41V116L43 115ZM47 113H48V112H47ZM129 113H130V112H129ZM19 114H20V113H19ZM23 114L25 115V112H24V111H23ZM28 114H29V113H28ZM37 114H39V112H37ZM59 114H60V113H59ZM70 114H71V113H69L68 115L65 114V116H64V112H63L62 118H63V120H66V121H67V125H66L67 127H65V128L63 129V131H62V129H61V125H62V124L60 123L61 121L59 122L60 125L58 126V123H57V124L54 123L51 119H49V120H43V121H44L43 126L45 125V127H47L46 124H48V127H49V128H51V127L54 128L55 125H56L57 128L60 127V131L64 132V131H68L67 129L70 128V127H69V126H70V123H71V127L73 126L72 124L75 123V128H76L77 125H79V127H77L76 129L81 128V129H80V132H81V135H82V133H83V129H82V128H83V125H82V124H78V122H76V121H78L77 119H78L79 114H77L76 117H75V115H76L75 113H73V114H71V115H70ZM90 114H91V113H90ZM127 114H128V113H127ZM11 115H12V114H11ZM21 115H22V114H21ZM49 115H50V114H49ZM72 115H73V116H72ZM103 115H104V114H103ZM26 116H27V114H26ZM31 116L34 117V116H35V113H34L33 115L31 114ZM45 116H47L46 113H45ZM84 116H86V113H85ZM29 117H30V116H29ZM35 117H36V116H35ZM38 117H39V116H37V118H38ZM47 117H48V116H47ZM64 117H66L67 119L64 118ZM99 117H100V116H99ZM37 118H35V121H34V122H36V119H37ZM40 118H39V119H40ZM43 118H44V117H43ZM83 118H84V117H83ZM88 118H89V117H88ZM88 118H87V119H88ZM22 119H23V118H22ZM22 119H21V121H23ZM25 119H26V118H25ZM39 119H37L38 122L41 121V119H40V120H39ZM125 119H127V118H125ZM131 119H132V118H131ZM135 119H136V118H135ZM33 120H34V118L32 119V121H33ZM58 120H59V119H57V121H58ZM63 120H62V121H63ZM85 120H86V119H85ZM93 120H94V119H93ZM120 120H121V119H120ZM139 120H140V119H139ZM43 121H42V122H43ZM46 121H47V122L49 121V123H46ZM57 121H56V122H57ZM81 121H82V118H81ZM149 121H150V119H149ZM11 122H12V120H11ZM13 122H14V120H13ZM17 122H18V121H17ZM30 122H31V120L29 121V123H30ZM38 122H37V123H38ZM42 122H41L40 124H42ZM86 122H87V120H86ZM111 122H112V121H111ZM117 122H118V121H117ZM133 122H134V121H133ZM144 122L147 123L146 121H144ZM15 123H16V121H15ZM24 123H25V124H26V123L28 124V120H27V122H26V120H25ZM76 123H77V125H76ZM84 123H85V122H84ZM131 123H132V120H131ZM138 123H139V122H138ZM148 123H149V122H148ZM9 124H10V122H9ZM12 124H13V123H12ZM38 124H39V123H38ZM40 124H39V125H40ZM88 124H90V119H88ZM96 124H97V123H96ZM132 124H133V123H132ZM30 125H31V124H30ZM33 125H34V123H33ZM39 125H38V127H39ZM53 125H54V126H53ZM68 125H69V126H68ZM80 125H81L82 127H80ZM108 125H109V124H108ZM110 125H111V124H110ZM145 125H148V124H145ZM17 126H18V124H17ZM17 126H16V127H17ZM20 126H21V123H20ZM22 126H23V125H22ZM27 126H29V125H27ZM27 126H26V128L30 129V130H28V131L32 132L31 129H33L34 126H32L31 128H30V126H29V127H27ZM41 126H42V125H41ZM43 126H42V127H43ZM135 126H136V125H135ZM142 126H143V125H141V127H142ZM148 126H149V125H148ZM16 127H14V128H16ZM23 127H24V126H23ZM42 127H40V128H41L40 130H42ZM45 127H44V128H45ZM122 127H123V126H122ZM11 128H12V126H11ZM20 128H22V127H20ZM44 128H43V129H44ZM49 128H48V129H49ZM95 128H96V127H95ZM149 128H150V126H149ZM16 129H17V128H16ZM54 129H55V128H54ZM54 129H53V130H54ZM89 129H90V127H89ZM108 129H109V128H108ZM147 129H148V127H147ZM158 129H159V128H158ZM23 130H25V129H23ZM23 130H22V134H23V136L26 137V134H27L26 132H28V131H26V130H27V129H26V130H25V133H26V134H25V133L23 132ZM71 130H73V128H72ZM115 130H116V129H115ZM115 130H114V132H115ZM34 131H35V130H34ZM57 131H58V130H57ZM89 131H90V130H88V132H89ZM112 131H113V129L111 130V132H112ZM137 131H138V130H137ZM143 131H144V130H143ZM145 131H146V130H145ZM17 132H18V131H17ZM30 132H29V133H30ZM44 132H45V131H44ZM46 132H47V131H46ZM58 132H59V131H58ZM88 132H87V133H88ZM91 132H93V131H91ZM18 133H20V132H18ZM49 133H50V132H48L47 134H49ZM76 133H77V132H76ZM130 133H131V132H130ZM140 133H141V131H140ZM13 134H14V133H13ZM35 134H36V133H35ZM53 134L56 135V134H55V130H54V133H53ZM61 134H62V133H61ZM61 134H60V135H61ZM105 134H106V133H105ZM112 134H113V132H112ZM131 134H132V133H131ZM17 135H18V134H17ZM51 135H52V134H51ZM51 135H49V136H51ZM54 135H53V136H54ZM70 135H71V134H70ZM70 135L68 134L67 136H66V135H65V136H66L67 138H69ZM73 135H74V131H72V135H71V136L73 137ZM84 135H85V134H84ZM84 135H82L83 139H81V140H82L84 143H85V142H86L87 144L90 143V137H89V141L87 140V138H88L87 135L89 136V134L86 135V138H85V139H84ZM103 135H104V133H103ZM107 135H108V133H107ZM109 135H111V133H109ZM129 135H130V134H129ZM134 135H135V134H134ZM151 135H152V132H151ZM13 136H14V135H13ZM15 136H16V134H15ZM27 136H28V135H27ZM29 136H30V135H29ZM43 136L46 137L45 134H44ZM47 136H48V135H47ZM49 136H48V140H50V139H49ZM53 136H51V137H53ZM71 136H70L69 139H67L69 143H71V141H72V140L70 141ZM111 136H113V135H111ZM139 136H140V135H139ZM58 137L60 138V140L62 139V141H59V143L61 142V144H63V146H64V144L66 145V155H67V153L69 152L68 150H70V149H68L67 146H69L70 144H68V142H67L66 140H65V142H64V139H66V137H64V133H63V138L60 137V136H58ZM58 137H54L53 142H58V141L55 140L56 138L59 139ZM163 137H164V136H163ZM163 137H162V139H163ZM187 137H189V136H187ZM211 137H212V136H211ZM1 138H2V137H1ZM6 138H7V136H6ZM9 138H10V141H11V138H12V137L10 136ZM14 138H15V140L17 139L16 137H14ZM28 138H29V137H28ZM46 138H47V137H46ZM73 138H75V137H73ZM76 138H78V137H77V134H76ZM106 138H108V137H106ZM112 138H113V137H112ZM132 138H133V137H132ZM177 138H178V137H177ZM183 138H184V140H185V139L188 140V138H185V137H183ZM183 138L179 137L178 139H182V141L185 142L184 147H188V146H187L188 144L186 145V141H187V140L184 141ZM40 139H41V138H40ZM42 139H43V137H42ZM44 139H45V138H44ZM173 139H175V137H174ZM173 139H172V140H173ZM12 140H13V139H12ZM15 140H14L13 142H14V143L16 142V144L18 145L20 142H19V143H17V142L20 141V140H19V139H17V141H15ZM27 140H28V139H27ZM74 140H75V139H74ZM78 140H79V139H78ZM78 140H77L75 143H73V141H72V143H73L74 146L71 144L73 147H72V146H71V147L69 146V148H72L74 153H73V155L69 154L68 156L71 155L70 158H72V159H73V157H75V156L77 157V158H74V159H78V160H79V161H78V164H79V165H78V168L80 167V162H81V166H82V164L85 162V160L88 159L89 161H88V162H85L84 164H85V165L87 164V165H86V167H87V166H88V163H89L90 167H87V169L89 168V169L91 170L90 158L88 157V156H89V154H88V153H89V151H88V150H89V149H88L89 144H88V145H87V144L84 145V143H82L84 146L81 148V147H79V145L81 146V144L79 143L80 141H78ZM175 140H176V139H175ZM189 140H190V139H189ZM8 141H9V139H8L6 142H8ZM10 141H9V142H10ZM22 141H23V139L21 140V143H22ZM50 141H51V140H50ZM87 141H88V142H87ZM97 141H98V140H97ZM193 141H194V140H193ZM25 142H26V141H25ZM25 142H24V144H25ZM62 142H63V143H62ZM66 142H67V143H66ZM95 142H96V141H95ZM189 142H191V141H189ZM194 142H195V141H194ZM4 143H5V141H4ZM35 143H36V142H35ZM35 143H34V145H35ZM46 143H47V141H45V144H46ZM77 143H79L78 146H77ZM102 143H103V141H102ZM139 143H140V142H139ZM141 143H142V142H141ZM177 143H178V142H177ZM179 143H180V142H179ZM191 143H192V142H191ZM5 144H6V143H5ZM12 144H13V143H12ZM26 144H27V142H26ZM36 144H37V143H36ZM41 144H43V143H41ZM41 144H40V145H41ZM47 144H49V142H48ZM90 144H91V143H90ZM170 144H172V141H171ZM175 144H176V143H175ZM189 144H190V143H189ZM197 144H198V143H197ZM197 144L195 143V146H196V147H197ZM229 144H230V143H229ZM9 145H11V143H9ZM9 145H8V147H9ZM43 145H44V144H43ZM116 145H117V144H116ZM143 145H144V144H143ZM177 145H178V144H177ZM177 145H176V146H177ZM182 145H183V143H182ZM185 145H186V146H185ZM225 145H226V144H225ZM225 145H224V146H225ZM19 146H20V144H19ZM21 146H23V145L21 144ZM26 146H27V145H26ZM26 146L24 145V147H25L24 150H23L24 147L22 148L23 152H24L25 150H28V148H26ZM32 146H33V145H32ZM32 146H31V147H32ZM37 146H38V144H37ZM37 146H36V147H37ZM60 146L62 147V145H60ZM60 146H59V144H58V146H57V144L54 145V149H56V150H54V149H50V148H49L50 152H49V154H48V151H47L46 154H48V157L51 156V157L49 158L50 161H52L53 158H54V164H56L55 162H56L57 159H58L60 162H57V164H59V165L62 164V165H64L63 167L65 168V164H66V163L68 164V162H67V160H66V158H67L68 156H66L65 153H63V154H64L63 156L60 154V153H62V151L60 150V149H61ZM76 146H77V147H76ZM97 146H98V145H97ZM97 146H96V148L99 147V149H100V146H98V147H97ZM105 146H106V145H105ZM174 146H175V145H174ZM189 146H190V145H189ZM10 147H11V146H10ZM13 147H14V145H13ZM31 147H30V148H31ZM56 147H58V150H57ZM74 147H75L76 149H75ZM196 147H195V148H196ZM15 148H16V146H15ZM38 148H41V147L38 146ZM59 148H60V149H59ZM104 148H105V147H104ZM172 148H173V145H172ZM172 148H171V149H172ZM190 148H191L192 150H195V149L193 148V145H192V147H190ZM190 148H189V149H190ZM7 149H8V148H7ZM45 149H47V148H45ZM62 149H63V147H62ZM72 149H71V150H72ZM141 149H142V148H141ZM173 149H174V148H173ZM175 149H177V147H175ZM178 149H179V148H178ZM181 149H183V148L181 147ZM8 150H9V149H8ZM8 150H7V151H8ZM20 150H21V148H20ZM22 150H21V151H22ZM33 150H34V147H33ZM41 150H42V149H41ZM51 150H52V152H51ZM59 150H60L61 152H60ZM64 150H65V149H64ZM101 150H102V147H101ZM183 150H184V149H183ZM185 150H186V148H185ZM185 150H184V152H185ZM225 150H226V148H225ZM225 150H224V151H225ZM2 151H3V150H2ZM7 151H5V152L8 153ZM10 151H11V149H10ZM14 151H15V150L12 149V152L14 153V156H16L18 153H16V151H15V152H14ZM29 151H30V149H29ZM34 151H35V150H34ZM57 151H59V153H57ZM137 151H138V149H137ZM187 151L189 152L188 149H187ZM187 151H186V155H187ZM195 151L198 152L197 150H195ZM195 151H194V154L196 153ZM217 151H218V150H217ZM217 151H216V154L219 153V152H217ZM221 151H222V150H221ZM228 151H229V150H227V153H228ZM230 151H231V152H234V150H232V148H230ZM5 152H0V153H2V155H4L3 153H5ZM53 152H54V153H53ZM75 152H76V154H75ZM151 152H152V151H151ZM168 152H169V151H168ZM175 152H176V151H175ZM182 152H183V151H182ZM184 152H183V153H184ZM231 152H229V153H231ZM13 153H12V154H13ZM15 153H16V155H15ZM20 153H21V152H20ZM35 153H36V152H35ZM43 153H44V149H43ZM55 153H56V155H55ZM69 153H70V152H69ZM99 153H100V152H99ZM176 153H178V152H176ZM214 153H215V152H214ZM224 153H226V152H224ZM12 154H9V153H8V156H9V157H7V154L5 155L6 158H7V160H8V159L10 160L11 157H13L15 160L17 159V156H16V158H15L14 156H11V157H10V155H12ZM23 154H24V153H23ZM23 154L21 153L22 160L24 159V158H23V157H24ZM26 154L28 155V152H26ZM26 154H25V155H26ZM30 154H31V152H30ZM51 154H52V155H51ZM105 154H106V156H107V153H106V152H105ZM105 154H103V157H104ZM190 154H191V156H192V155H193V152H190ZM216 154H214L215 157H216ZM220 154H221V152H220ZM27 155H26V156H27ZM32 155H33V153H32ZM37 155H38V153H37ZM42 155H43V154H42ZM42 155H41V156H42ZM44 155H45V154H44ZM44 155H43V157H45ZM60 155H61V158H60ZM108 155H109V154H108ZM212 155H213V154H212ZM5 156H4V157L2 156V157H3L2 160L4 159V161L6 160V159H5ZM26 156H25V158L27 159ZM39 156H40V155H39ZM41 156H40V157H41ZM54 156H55V157H54ZM126 156H127V155H126ZM129 156H130V154H129ZM131 156H132V155H131ZM179 156H180V154H179ZM218 156H219V154H218ZM18 157H19V156H18ZM33 157L36 158L35 155H34ZM40 157H39V158H40ZM43 157L41 158V160L43 159ZM46 157H47V156H46ZM63 157H64V158H63ZM78 157H79V158H78ZM87 157H88V158H87ZM100 157H101V156H99V159H100ZM107 157H108V156H107ZM111 157L113 158V156H111ZM187 157L190 158V156H187ZM212 157H214V156H212ZM13 158H12V159H13ZM19 158H20V157H19ZM19 158H18V159H19ZM28 158H29V156H28ZM70 158L68 159V161L70 160ZM134 158H135V157H134ZM136 158H137V157H136ZM184 158H186V156H184ZM184 158H183V160H182L183 163H184V160H187V158H186V159H184ZM30 159H31V155H30ZM55 159H56V161H55ZM105 159H106V157H105ZM153 159H154V158H153ZM7 160H6L5 164H7ZM36 160H37V159H36ZM41 160H39V163H40V164H41ZM101 160H103V159H101ZM10 161H11V160H10ZM23 161H25V159H24ZM31 161H32V159H31ZM31 161H30V163L32 164V168H33V163H32ZM42 161H43V160H42ZM44 161H45V160H44ZM150 161H151V160H150ZM13 162H14V160L11 162V165H12ZM37 162H38V161H37ZM47 162H48V165H47V167H48V166H50L51 163L49 162V160H48ZM47 162H46V163H47ZM69 162H71V161H69ZM75 162H77V161H75ZM180 162H181V161H180ZM39 163H38V164H39ZM64 163H65V164H64ZM151 163H152V161H151ZM0 164L2 165V163H0ZM8 164H9V167H8ZM8 164H7V168H10L11 165H10V163H8ZM13 164H14L15 167H16V162L13 163ZM40 164H39V165H40ZM43 164H44V162L42 163V165H43ZM54 164H53V165H54ZM73 164H74V161L72 162V165H73ZM84 164H83V165H84ZM176 164H177V162H176L174 165H176ZM3 165H4V163H3ZM42 165H41V168L39 169V171H40V172L42 171L43 177L48 176L49 173L53 175L54 170L56 171V169L58 170V168H60V172H61V169H64L61 165H60V166L58 165L56 169L53 168L54 170H52V169H48V170H46L45 168H47V167L42 166ZM178 165L180 166V163H178L177 166H178ZM4 166H5V165H4ZM25 166H26V164H25ZM28 166H29V165H28ZM36 166H37V165H35V167H36ZM177 166H174V168L176 169ZM1 167H2V166H1ZM5 167H6V166H5ZM44 167H45V168H44ZM54 167H55V166H54ZM66 167H67V165H66ZM68 167H69V165H68ZM70 167H71V165H70ZM72 167H73V166H72ZM7 168H6V169H7ZM12 168H13V165H12ZM24 168H25V167H24ZM24 168L22 169L23 172H24ZM174 168L171 167V170L174 169ZM4 169H5V168H4ZM6 169H5V170H6ZM30 169H31V168H30ZM36 169H37V171H38V168H36ZM68 169H70V168H67V170H68ZM175 169H174V171H175ZM177 169H178V168H177ZM9 170H11V168H10ZM9 170H8V171H9ZM28 170H29V168H28ZM45 170H46V171H45ZM50 170H51V172H50ZM65 170H66V169H65ZM65 170H64V171H65ZM73 170H74V168H73ZM77 170H78V169H77ZM160 170H161V169H160ZM11 171H13V170H11ZM14 171H16V169H15ZM17 171H18V174H19L20 169H17ZM32 171L35 172L34 169H32ZM37 171H36V173L39 172V171H38V172H37ZM44 171H45V175H44ZM47 171H49V172H47ZM82 171H83V170H82ZM87 171H88V170H87ZM34 172H33L32 174L34 175V178H35V174H34ZM40 172H39V174H40ZM74 172H76V170H75ZM74 172H72V173H74ZM78 172H79V171H78ZM78 172H76V173L73 174L72 176L70 175V176L72 177V179L74 180V182H77V183H78L79 180L81 179V176H83L82 173H81V171H80L79 173H78ZM7 173H8V172H7ZM11 173H12V176H14V174H13L14 172H11ZM11 173H8V176H9V177H10ZM20 173L22 174L21 171H20ZM26 173H27V171H26ZM46 173H48V175H46ZM66 173H67V172H66ZM66 173H64L65 175H63V176H66V177H67ZM91 173H92V170H91ZM149 173H150V172H149ZM24 174H25V173H23L22 175H24ZM27 174H28V173H27ZM30 174H31V173L29 172L28 175H30ZM59 174H60V173H59ZM62 174H63V173H62ZM69 174H70V173H68V175H69ZM87 174H88V173H87ZM150 174H151V173H150ZM60 175H61V174H60ZM60 175H59V178H60V180H61V176H60ZM148 175H149V174H148ZM17 176H18V175H17ZM54 176H56L55 173H54ZM86 176H87V175H86ZM168 176H169V174H168ZM0 177H1V176H0ZM31 177H33V176H31ZM37 177H38V175H37ZM49 177H51V176L49 175ZM68 177H69V176H68ZM149 177H150V176H149ZM25 178L28 179V180L31 179V178L28 177L27 175H26ZM56 178H57V176H56ZM88 178H89V177H88ZM88 178H87V179H88ZM158 178H159V177H158ZM168 178H169V177H168ZM10 179H12V178H9V180H10ZM13 179H14V178H13ZM42 179H43V178H42ZM48 179H49V183H50V179H51V178H48ZM52 179H53V180H52V183L54 182V183H53V190H54L55 183H56V184L58 183V184H57L58 187H59V184H60V187H62L61 184H62L63 186H65L64 181L66 182V181L68 180V178H67V179L64 178V180L62 179V182H61L59 179L54 180L53 177H52ZM1 180H2V178H1ZM1 180H0V183L2 182ZM40 180H41V179H40ZM40 180H39V183L37 184L38 180H36V178H35V181H36V184H37V185L35 184V185H36V189H37V186H38V188L40 189L39 185H40V184H42V185L44 184V183H42V181L40 182ZM73 180H72V181H73ZM15 181H16V180H15ZM44 181H45V180H44ZM44 181H43V182H44ZM58 181H59V182H58ZM89 181H90V179H89ZM31 182H32V181H31ZM45 182H46V181H45ZM60 182H61V183H60ZM69 182H70V181H69ZM12 183H14V181H12ZM29 183H30V181H29ZM34 183H35V182H34ZM157 183H158V182H157ZM30 184H31V183H30ZM50 184H51V183H50ZM68 184H70V183H68ZM68 184H66V186H67ZM74 184H76V183H74ZM74 184H73V185H74ZM90 184H91V181H90L89 185H90ZM35 185H33V186H35ZM78 185H79V187H80V185H82L81 182L78 183ZM0 186H1V185H0ZM12 186H13L12 188H16L14 185H12ZM18 186H19V185H18ZM28 186H30V185H28ZM43 186H44V185H43ZM43 186H42V187H43ZM49 186H50V185H49ZM51 186H52V185H51ZM85 186H88V181H87V185H86V183H85ZM85 186H83V185L81 186L82 189H80V193H79L78 187H77V191H76V189L72 188V182H71V188L74 189V190H72L70 187H69V188L67 187V188H68V192H67V191L64 192V191H62V188H63V187H62V188L59 187L58 189L55 188L56 191L58 190L57 193L60 194V193L62 192V193L60 194L61 196H60V198H58V200L61 199V202L63 201L64 204H65V203H69V204H67L66 206H67V207H68V206L71 207L72 204H71L70 200L72 199L71 201H73V200L75 201V200L77 199L78 204H77V202L75 201L76 205H77V206L79 205V207L82 205V208H84L83 206H85L86 209H88V212H89L90 209L87 207V204H88V206L90 207V204H89V203H90L91 193H89V190H88L87 188H83V187H85ZM168 186H169V185H168ZM19 187L22 189V186H19ZM23 187H24V186H23ZM26 187H27V185H26ZM30 187H31V186H30ZM30 187H28V189H26V191H29V188H30ZM44 187H45V186H44ZM24 188H25V187H24ZM75 188H76V185H75ZM168 188H169V187H168ZM2 189H3V184H2V187H0V191H1ZM16 189H17V188H16ZM31 189H32V188H31ZM31 189H30V191H31ZM33 189H34V188H33ZM48 189H49V190H48ZM50 189H51L50 187H45V188L41 191V192H42V195L44 196V194H45L44 191H45V190H47L46 192H47V195H48V191H51ZM70 189H71L73 192L70 193V196H69V194H66V193H69V190H70ZM12 190H13V189H12ZM18 190H19V189H18ZM18 190L15 191V192H19ZM53 190H52V191H53ZM32 191H33V190H32ZM37 191H38V189H37ZM56 191H55V192H56ZM96 191H97V190H96ZM141 191H142V189H141ZM23 192H24V191H23ZM38 192H39V191H38ZM144 192H145V191H144ZM155 192H156V191H155ZM2 193L4 194V192L1 191V193H0L1 198H0V199L4 201L5 199L2 198V195H1ZM53 193H54V191H53ZM57 193L54 194V198H55V195H57ZM75 193H76V194H75ZM77 193L79 194V196H78ZM148 193H149V192H148ZM18 194H19V193H18ZM29 194H30V193H29ZM73 194H74L76 197H73ZM80 194H81V196H80ZM146 194H147V193H146ZM14 195L16 196V193H15ZM38 195L40 196L41 194L38 193ZM47 195H46V196H47ZM64 195H65V198H64ZM66 195H67V196H66ZM71 195H72V197H71ZM150 195H151V194H150ZM3 196H4V195H3ZM43 196L41 197V199H43ZM49 196H51V192H50V195H49ZM58 196H59V195H58ZM154 196H155V195H154ZM24 197H25V194H24ZM33 197H34V194H33ZM68 197H69L70 200H68ZM140 197H141V196H140ZM17 198H18V196H17ZM31 198H32V197H31ZM37 198H38V200H39V197H37ZM52 198H53V197H52ZM54 198H53V199H54ZM62 198H63V199H62ZM154 198H156V197H154ZM169 198H170V197H169ZM33 199H35V198H33ZM64 199H65V201L68 200V202H65ZM156 199H157V198H156ZM14 200H15V198H14ZM16 200H17V199H16ZM55 200H56V199H55ZM58 200H57V201H58ZM18 201H19V204H20V200H19V198H18ZM43 201H44V199H43ZM57 201H56V202H57ZM141 201H142V200H141ZM166 201H167V200H166ZM12 202L14 203V202H16V201H13V200H12ZM41 202H42V201H41ZM44 202L47 203L46 200H45ZM44 202L41 203V205L44 204ZM54 202H55V201H54ZM63 202H62V204H63ZM88 202H89V203H88ZM6 203H7V200L5 201V204H6ZM13 203H12V205H13ZM16 203H18V202H16ZM21 203H22V202H21ZM24 203H25V202H24ZM35 203H36V204H37V203L39 204L40 202L35 201V202L31 203V204H29V203H28V204L32 207V204L34 205ZM57 203H58V202H57ZM5 204H4V205H5ZM8 204H9V203H8ZM10 204H11V202H10ZM10 204H9V205H10ZM19 204H16V205L19 206ZM38 204H37V206H39L38 208H37L35 205H34L32 208L29 207L30 209H28V207H27V209H28L29 211L32 210V211H30V212H31V213L33 212V213H32L33 216H30L31 213H30V212H26V211H28V210L25 209L26 207L24 208L22 205L19 206V207L22 209L21 211H20L18 208H16L15 211H17V209H18V211H20L21 214H23V213H25V214L28 213L27 216L29 215L28 217H30V218L32 217V218H31L32 220H33L34 218L37 219V218H36V216L38 215L37 213H39V211L41 210L40 208H42V207L45 205V204H44V205L41 206V205H38ZM62 204L60 203V205H62ZM147 204H148V203H147ZM150 204H152V203H150ZM153 204H154V203H153ZM0 205L3 206V203L0 204ZM52 205H53V204H49L50 207H51ZM76 205L74 204V207L72 206L74 209H75V207H76V210H74V209L71 207V208L75 211V213H74L73 210L70 211V209H69L70 207L68 208L69 210H65V211H67V212H68V211H70V212L73 211V213H71V214L74 215V216H73V215H70V216H72L71 218L69 217V219H68V218L65 219L66 222H65V220H63V218H64L63 216L60 217V214H59V215L56 214V213L58 212V207L56 206V207H57V212H56V208L54 209V211L56 212V213H54V214L58 215L57 218L60 217V218H62V220L64 221V222H61V219L58 218V220L60 219V222L62 223V224H61V226H62L61 229L59 228V227H61V226H59L58 222L56 223L57 220L55 221V220L52 218V216H51V220L55 221V223L58 224V227H57V225H56L55 223H52V224H53V225H52V224H51L52 221H48L47 219H45V221H47V223L49 222L50 224H49V225H45V221H43V220L41 219V218H43V217L46 218V215H49V212H50L49 209H48V211H47L48 214H47L46 211L44 212V213H46V214H44V213H43L44 208H42L43 210H41V212H42L43 214H41V212H40L41 217H40V215H38L39 218H40V219L38 218V221L41 220L39 223L44 222V224L41 223V224L43 225V226H41V228H40V225L37 226V228H38L39 231L35 228L36 231H38V232H37V235H38V234H39V235H38V236H37V235L35 236V234H34V236H35V237H38L37 239H38V241H39L40 244H41V240H39V238H40V232L42 231V233L44 234V235H43V236H44L43 240H45V241H46L45 243H47V244H46V246L39 245V244H38L39 242L37 241L38 243H37L36 245H38V246L40 247V249L37 251L38 248H37V246L35 247V245H34L33 248H34L35 250H33V251H37L36 253H40V254H42V252H43L42 255H39V254H38L40 257L43 256V255H45V254L48 255V256L45 255L44 257H41V258H44V259H45V257H46V261H45L46 263H43V264H98V261H97V259H98L97 255H98V254L96 253V251H97L99 248H97L96 251H95V249L92 250L91 245L87 244V245H88L89 247H91V248H89L88 246H86L85 244H86L87 242H89L90 240H88L87 242H86V241H83V242H82V243L85 242V244H83V245H85L86 247H85V246H80L79 241L76 242V237H77V239L79 240V239L81 238L82 234H83V236H84V235H87L88 233H90V232H89V230H90V229H89L90 226L86 225V224H90V221H89L90 219H89L88 217H86V215H87L88 213L86 212V209H85V211H83V210L80 209L81 207H80V208L78 207V208H79V209H78ZM5 206H6V207H5ZM5 206H3V208L1 207V209H2L1 211H3L5 208H7V204H6ZM17 206H15V207H17ZM21 206H22V207H21ZM24 206H25V205H24ZM62 206H64V205H62ZM164 206H165V204H164ZM35 207H36V211H35V209H33V208H35ZM45 207H46V206H45ZM60 207H61V206H60ZM67 207H64V208L67 209ZM23 208L25 209V212H24ZM53 208H54V207H52L51 209H53ZM149 208H150V207H148V210H149ZM154 208H156V207H154V205H153V208L151 207L150 209L152 210V209H154ZM10 209H11V208L8 209V210L10 211V214H9V211L6 209V211H7V213H8L9 215H11V214H12L11 212H13V211H11ZM13 209H14V208H13ZM37 209H39V210H37ZM60 209H61V208H60ZM62 209H63V208H62ZM134 209H135V208H134ZM156 209H157V208H156ZM156 209H155L154 212L157 211ZM33 210H34V211H33ZM45 210H46V209H45ZM63 210H64V209H63ZM77 210H78V211H77ZM1 211H0V212H1ZM51 211H52V210H51ZM65 211H64V212H65ZM152 211H153V210H152ZM3 212H5V211H3ZM61 212H62V211H61ZM64 212H62V213L64 214ZM154 212H152L151 214H153ZM157 212H158V211H157ZM52 213H53V212H51V214H52ZM65 213H66V212H65ZM68 213H69V212H68ZM68 213H67V214H68ZM148 213H149V212H148ZM14 214H15V213H14ZM154 214H155V213H154ZM160 214H161V213L159 212L157 215H160ZM15 215L17 216L18 214H15ZM19 215H20V213H19ZM19 215H18V216H19ZM52 215H53V214H52ZM88 215H89V214H88ZM161 215H162V214H161ZM169 215H171V214H169ZM0 216L2 217L1 214H0ZM3 216H4V214H3ZM23 216H24V217H23ZM23 216H20V217H23V218H24V219L21 218V219H22V224L24 223L23 220H24L25 223H26V216H25V215H23ZM53 216H54V215H53ZM146 216H147V215H146ZM149 216H150V214H149ZM154 216H155V215H154ZM10 217L12 218L13 216H10ZM10 217H9V216H8V218L3 217V219H2L3 221H1V224L4 223L5 220H6V219H9ZM28 217H27V219H29ZM33 217H34V218H33ZM48 217H50V216H48ZM84 217H85V218H84ZM134 217H135V216H134ZM150 217H151V216H150ZM160 217H161V216H160ZM160 217L158 218V220L160 219ZM14 218H15V217H13L12 219H14ZM55 218H56V216H55ZM82 218H83V219H82ZM4 219H5V220H4ZM35 219H34V220H35ZM43 219H44V218H43ZM77 219H78V220H77ZM144 219H145V218H144ZM146 219L148 220V217H147ZM175 219H177V218H175ZM9 220H10V219H9ZM29 220H30V219H29ZM32 220H31V221H32ZM67 220H69V221H67ZM83 220H84V221H83ZM14 221H16V219H15ZM76 221H77V222H76ZM153 221H154V220H153ZM153 221H151V223H152ZM176 221H178V220H176ZM7 222H8V221H7ZM9 222L11 223L12 221H9ZM33 222H34V221H33ZM156 222H157V219H156ZM162 222H163V221H162ZM25 223L23 224V225L25 226V228L29 226L30 229H31V231H32V230H33V225H32V227H31V225L26 226L27 223H26V224H25ZM36 223H37V222H36ZM39 223H38V224H39ZM73 223H74V226H73ZM75 223H76L77 225H75ZM129 223H130V222H129ZM146 223H148V222H146ZM154 223H155V221H154ZM1 224H0V227L3 225V224H2V225H1ZM12 224H14V223H12ZM12 224H11V225H12ZM28 224H31V223L28 222ZM7 225H8V224H7ZM7 225L4 224V226L1 227L2 229H4V228H6V227L9 226V227L7 228V230H6L7 232L5 233V235L8 234L9 228H11L12 226L14 227V225H12L11 227H10V225H8V226H7ZM34 225H36V224L34 223ZM54 225H55V226H54ZM44 226H46V228H43ZM82 226H83V227L86 226V227L88 228V229L85 228V229H87L86 231H88V233L84 234L86 231L84 230V228H83ZM131 226H132V225H131ZM13 227H12V229H13ZM34 227H35V226H34ZM81 227L83 228L82 230H81ZM147 227H148V226H147ZM1 228H0V231H1ZM79 228H80V229H79ZM27 229L29 230V228H27ZM77 229H78V230H77ZM147 229H148V228H147ZM25 230H26V229H25ZM83 230H84L85 232H83ZM151 230H152V229H151ZM12 231H13V233H12V232H11V233L14 235V229H13ZM21 231H23V230H21ZM33 231L36 233L35 230H33ZM25 232H27V231H25ZM79 232L81 233V236H78V235L80 234ZM152 232H153V230H152ZM0 233L2 234V232H0ZM22 233H23V234H22ZM42 233H41V234H42ZM101 233H102V232H101ZM101 233H100V232L98 233V236L100 237V238H99V239H100V240H99V242H100L99 244H100V245H107V246H108L109 242L112 241V240H111V239L108 240V237L106 238L107 234H106L105 232H103V233H105V235H103V233H102V234H101ZM21 234L24 235V236H27V237L29 236V233H26V234H25L24 231L21 232ZM27 234H28V235H27ZM109 234H110V233H109ZM9 235H10V233H9ZM9 235H8V236H9ZM2 236H3V235H2ZM24 236H23V237H24ZM11 237H12V235H11ZM14 237H15V235H14ZM41 237H42V235H41ZM78 237H80V238H78ZM88 237H89V236L87 235V238H85V239H89ZM102 237H103V238H102ZM3 238H4V237H3ZM3 238H0V240H2V241L4 242V240L7 239V238L5 237L4 240H3ZM8 238H9V237H8ZM29 238H30V237H29ZM29 238H27V239L29 240ZM101 238H102V239H101ZM12 239H13V238H12ZM23 239H24V238H23ZM40 239H42V238H40ZM104 239H106V240H104ZM14 240H15V242H16V240H17V241H20V239H17V238H15ZM14 240H13V243H12L11 241L5 240V241H8V242H11V243H10L11 245H10V246L8 245L9 247L7 246L8 249H11V251H14V250H15V249H12V248H14V246L16 245V244H14V243H15ZM43 240H42V242L44 243ZM82 240H84V237L82 238ZM82 240H80V241H82ZM102 240H104V241L102 242ZM105 241H106V242H105ZM8 242H6V243H8ZM20 242H22V240H21ZM23 242H26V240H23ZM34 242H35V241H34ZM101 242H102V243H101ZM32 243H33V242H31V244H32ZM89 243H90V242H89ZM110 243H112V242H110ZM4 244H5V242H4ZM12 244H13L14 246H12ZM28 244H30V241H28ZM28 244H27V246H29V247H28L27 250L30 251V249H32V246H31V248H30V245H31V244H30V245H28ZM95 244H96V243H95ZM2 245H3V244H2ZM5 245H7V244H5ZM25 245H26V244L24 243V246H25ZM17 246H18V245H17ZM17 246H15V247H17ZM20 246L22 247L23 245L21 244ZM24 246H23V247H24ZM72 246H74V247L72 248ZM3 247H4V246H3ZM7 247H4V248L6 249ZM87 247H88L90 250H89ZM26 248H27V247H26ZM26 248L23 249V250H20V249L17 248L18 250L16 249L15 251L17 252V251L20 250V251H23V253H24V252H25L24 250H26ZM0 249H3V248H0ZM8 249H7V250H8ZM100 250L102 251V249H100ZM3 251H4L3 253H5V250H3ZM9 251H10V250H9ZM20 251H19V252H20ZM31 251H32V250H31ZM31 251H30V252H31ZM33 251H32V252H33ZM19 252H18V253H19ZM12 254H13V253H12ZM0 255H2V253H1ZM9 255H10V254H9ZM13 256H15V255H13ZM13 256H12V257H13ZM36 256H37V255H36ZM12 257H11V260H12ZM31 257H32V256H31ZM47 257H48L49 259H48ZM2 258H3V257H2ZM2 258H0V259H2ZM37 258H38V257H37ZM30 259H31L30 261L27 260L26 262H29V263H31V261H34V262H35L34 259H36V257H35L34 259H33V258H30ZM38 260H39V259H38ZM41 260H42V259H41ZM41 260H40L39 262H41ZM47 260H48V261H47ZM19 261H20V263H17V264H21V263H23L22 261H25V259H22V260H19ZM36 261H37V260H36ZM9 262L11 263L12 261H9ZM9 262H8V264H9ZM34 262H33V263H34ZM33 263H31V264H33ZM12 264H13V263H12ZM15 264H16V263H15ZM37 264H38V261H37ZM39 264H40V263H39ZM41 264H42V262H41Z\"/></svg>",
  "mask_w": 264,
  "mask_h": 264
},
{
  "label": "crops",
  "instance_id": "0c3cea01",
  "mask_svg": "<svg viewBox=\"0 0 264 264\" xmlns=\"http://www.w3.org/2000/svg\"><path fill=\"white\" fill-rule=\"evenodd\" d=\"M228 165L234 172L242 171L253 162V155L244 153L232 156L228 159Z\"/></svg>",
  "mask_w": 264,
  "mask_h": 264
}]
</instances>
